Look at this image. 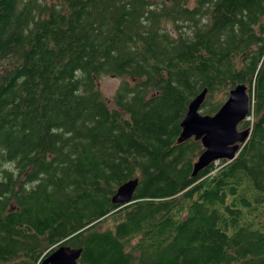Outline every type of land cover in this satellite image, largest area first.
<instances>
[{
  "label": "trees",
  "instance_id": "16d2710c",
  "mask_svg": "<svg viewBox=\"0 0 264 264\" xmlns=\"http://www.w3.org/2000/svg\"><path fill=\"white\" fill-rule=\"evenodd\" d=\"M240 84L248 142L193 177L190 103L207 88L214 116ZM61 245L79 264H264V0H0V264Z\"/></svg>",
  "mask_w": 264,
  "mask_h": 264
},
{
  "label": "water",
  "instance_id": "95a60500",
  "mask_svg": "<svg viewBox=\"0 0 264 264\" xmlns=\"http://www.w3.org/2000/svg\"><path fill=\"white\" fill-rule=\"evenodd\" d=\"M207 95L206 88L190 103L178 138L179 144L195 139L203 145L204 152L193 165V177L216 161H234L251 134L248 129H239L251 110V97L246 84H240L231 90L227 101L214 116L201 113ZM138 185L139 179L124 183L118 188L112 202L120 206L131 204ZM82 253L83 249L61 245L44 258L41 264H79Z\"/></svg>",
  "mask_w": 264,
  "mask_h": 264
},
{
  "label": "rangeland",
  "instance_id": "374dc122",
  "mask_svg": "<svg viewBox=\"0 0 264 264\" xmlns=\"http://www.w3.org/2000/svg\"><path fill=\"white\" fill-rule=\"evenodd\" d=\"M121 84L122 79L120 78L104 77L100 82V89L105 97L113 99ZM104 224V227H112V223L110 221H106Z\"/></svg>",
  "mask_w": 264,
  "mask_h": 264
},
{
  "label": "built area",
  "instance_id": "2783aa9c",
  "mask_svg": "<svg viewBox=\"0 0 264 264\" xmlns=\"http://www.w3.org/2000/svg\"><path fill=\"white\" fill-rule=\"evenodd\" d=\"M247 120H249V121H253L252 116H248V117H247ZM218 163H219V161L216 162V164H218Z\"/></svg>",
  "mask_w": 264,
  "mask_h": 264
}]
</instances>
